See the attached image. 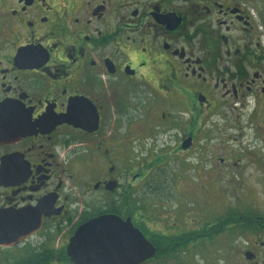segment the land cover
<instances>
[{"label": "flooded vegetation", "instance_id": "1", "mask_svg": "<svg viewBox=\"0 0 264 264\" xmlns=\"http://www.w3.org/2000/svg\"><path fill=\"white\" fill-rule=\"evenodd\" d=\"M148 114L183 129L182 154L203 131L243 143L248 117L264 136V0H0V226L27 232L0 237V264H81L71 238L110 214L154 247L137 264H264L254 205L209 224L139 221L143 186L160 199L168 188L120 157ZM240 160L215 158V180L232 184Z\"/></svg>", "mask_w": 264, "mask_h": 264}, {"label": "rangeland", "instance_id": "2", "mask_svg": "<svg viewBox=\"0 0 264 264\" xmlns=\"http://www.w3.org/2000/svg\"><path fill=\"white\" fill-rule=\"evenodd\" d=\"M162 110L166 111L168 108L159 106L158 113ZM231 119L238 120V117L233 115ZM257 123V119L248 117L240 125V128L250 127L245 133L244 129L241 130L243 143L227 144V134L223 137V133L217 131L209 135L203 131L197 136L194 150L183 154L174 149L183 130L177 122L161 121L155 128L148 114L145 121L132 124L133 136L130 139L134 141L133 152L120 154L122 161L146 172L142 182L152 180L160 186L168 187L167 191L162 190L167 196L160 199L148 193L143 186L140 197L149 201L141 204V209L136 214L139 221L150 227L155 226L154 224L164 227L175 221L182 225L185 218L186 223L189 221L191 225L196 223V219L209 224L219 219L222 221L225 215H233L224 211L230 204L236 205V210L232 209L236 213L251 209L250 205L259 208L257 212L264 211V177L258 176L264 167L259 168L248 162L250 157H257L264 165V136L259 135ZM140 130H155L158 133H150L147 137L148 133L141 135ZM232 131L228 133L237 135L239 132ZM256 138L261 141L253 142ZM225 156L243 158L236 166H228V171L234 174L232 184L227 180L229 176L226 180L216 181L214 178L216 173H220L216 169L219 165L214 166V159ZM217 247L218 244L213 239L203 249L212 252Z\"/></svg>", "mask_w": 264, "mask_h": 264}, {"label": "water", "instance_id": "3", "mask_svg": "<svg viewBox=\"0 0 264 264\" xmlns=\"http://www.w3.org/2000/svg\"><path fill=\"white\" fill-rule=\"evenodd\" d=\"M189 142V139L185 140L182 148L189 147ZM26 233L23 228L9 230L0 226L1 239ZM81 236H85V240ZM79 245L82 253L78 258L75 257L74 247ZM67 250L72 259L81 261V264H137L152 258L155 251L130 219L122 220L113 214L99 215L79 227Z\"/></svg>", "mask_w": 264, "mask_h": 264}]
</instances>
